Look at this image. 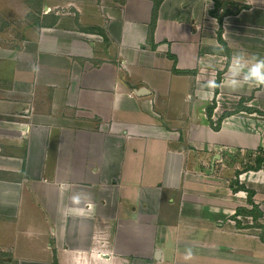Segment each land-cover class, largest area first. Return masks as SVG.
Returning a JSON list of instances; mask_svg holds the SVG:
<instances>
[{
  "label": "crops",
  "instance_id": "1",
  "mask_svg": "<svg viewBox=\"0 0 264 264\" xmlns=\"http://www.w3.org/2000/svg\"><path fill=\"white\" fill-rule=\"evenodd\" d=\"M155 1L22 2L32 43L0 47L19 88L0 118V264H264L243 227H264L260 59L227 61L215 95L214 0H161L153 27ZM227 1L247 6L224 18L228 47L264 46V0ZM215 97V125L244 100L218 130Z\"/></svg>",
  "mask_w": 264,
  "mask_h": 264
},
{
  "label": "rangeland",
  "instance_id": "2",
  "mask_svg": "<svg viewBox=\"0 0 264 264\" xmlns=\"http://www.w3.org/2000/svg\"><path fill=\"white\" fill-rule=\"evenodd\" d=\"M17 1H20L19 7L16 4ZM31 1L29 3L28 0H4L3 2L0 0V5H1L0 6V47H6L10 51V53L13 52L12 51L13 49H16V51H18L17 49L20 50L22 46L30 44V42L33 40L32 35H24V30L21 31V26L25 27L26 26L25 24H27V22H29L32 19L30 18V16L25 14V12H29V11L26 8H24V5L22 4V2L23 3L26 2L25 4H27L28 2L29 5L34 4L33 6L31 5L32 7H34L35 5L38 7L37 0H35L36 2H34L33 0ZM14 6H17V7H14ZM229 8H231V6H229ZM231 9L234 10V7L232 6ZM10 12H12L11 15H10ZM220 12H222V10H220ZM19 27H20V30H19ZM232 37H238V36L235 35ZM237 44H238L237 48L230 49L232 50L230 60H228V58H223L224 56H220L221 54H219L218 56L212 57L211 62L212 64L214 63L217 64V66L215 67L217 68V72L225 71V65L227 61L234 62L233 57L237 53H241V52L244 53L245 63L247 61V58H246L247 56L250 59L264 60V46L262 45L261 46H257V45L251 46L250 45L249 48L247 47L248 48L247 50L241 47L242 43L240 42L239 39H238ZM221 48L223 49V51L227 52V47L222 46ZM208 59L209 57H207L206 61H208ZM244 61L242 63H244ZM204 73H208V71ZM1 81L2 80H0V85H5V84H2ZM9 81L10 82L7 85L3 87L0 86V118L8 117V115H6L7 110H3V109L9 106L10 101H18L17 100V95H18L17 90L19 89L18 84L17 82H14V80L12 79ZM7 87L11 91L13 90V92L2 90V89H6ZM235 100L237 99L231 100L228 98H224V99H221V101L223 102L221 104H223V106H230V104ZM231 105L233 106V103ZM238 178L240 181V177ZM244 220H245V224L243 225V227L246 228L248 232L250 233H259V232L261 233L262 232L264 234V227L262 226L259 220L253 217H249V218L245 217Z\"/></svg>",
  "mask_w": 264,
  "mask_h": 264
},
{
  "label": "trees",
  "instance_id": "3",
  "mask_svg": "<svg viewBox=\"0 0 264 264\" xmlns=\"http://www.w3.org/2000/svg\"><path fill=\"white\" fill-rule=\"evenodd\" d=\"M160 2H161V0H156L155 1V9H154L153 20H152L153 27L155 26L156 21H157V9H158V6H159ZM214 2H215V6L211 10V14L214 15L217 18L218 22H219V29H218V32H217V40H218L219 46L215 47L213 49V51H215L213 53H215V54H223V55H226L227 57L230 58L231 57V50L228 47L227 42L223 38V31H224L223 22H224V18L226 16H228V15L238 13L242 9L246 8L247 6L246 5H241V4H238V3H235V2L231 3V2H228L227 0H214ZM229 6H231V8L233 6L234 10L229 8ZM220 10H222V12H220ZM222 46L227 47V52L223 51V49L221 48ZM173 57L176 60V57L175 56H173ZM195 73H197V71H195ZM223 73H224V71H221V72L218 71V73H217V78H216V81L214 83L215 95H217L219 93V86H220V82H221V78H222V74ZM243 101L244 100L240 101V104L237 107V110L224 112L223 115L221 116V118H219L217 125H215L214 121L212 119V116H213V113H214V109H215V107L217 105L216 97H215L213 99L212 103L207 107V116H208L209 123L211 124V127H213V129H215V130H218L220 128V126H221L222 120L225 117L230 116V115H232V114H234V113H236V112H238L240 110H243L242 109ZM249 110H251V109H249ZM253 111L261 113V111H259L257 109H255ZM252 193H254V192L253 191H249L250 197H251ZM252 212H254V211H252Z\"/></svg>",
  "mask_w": 264,
  "mask_h": 264
},
{
  "label": "clouds",
  "instance_id": "4",
  "mask_svg": "<svg viewBox=\"0 0 264 264\" xmlns=\"http://www.w3.org/2000/svg\"><path fill=\"white\" fill-rule=\"evenodd\" d=\"M233 60L240 66H243L244 53H237L234 55ZM261 69H264V60H259L253 65L251 72L245 77V81H255L257 84H264V71H261ZM233 85L238 86L236 81H233Z\"/></svg>",
  "mask_w": 264,
  "mask_h": 264
}]
</instances>
